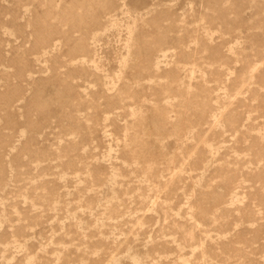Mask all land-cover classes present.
I'll return each mask as SVG.
<instances>
[{"label": "rangeland", "instance_id": "374dc122", "mask_svg": "<svg viewBox=\"0 0 264 264\" xmlns=\"http://www.w3.org/2000/svg\"><path fill=\"white\" fill-rule=\"evenodd\" d=\"M0 264H264V0H0Z\"/></svg>", "mask_w": 264, "mask_h": 264}]
</instances>
